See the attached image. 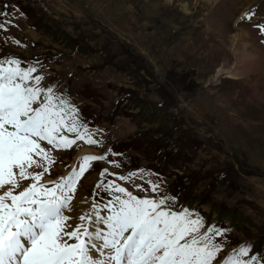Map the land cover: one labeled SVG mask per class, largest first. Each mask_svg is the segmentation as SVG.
Masks as SVG:
<instances>
[{"label": "rangeland", "instance_id": "rangeland-1", "mask_svg": "<svg viewBox=\"0 0 264 264\" xmlns=\"http://www.w3.org/2000/svg\"><path fill=\"white\" fill-rule=\"evenodd\" d=\"M6 1L8 19L29 14L16 30L28 49L11 46L25 66L39 62L44 83L46 69L57 85L84 83V113L121 130L112 140L137 166L157 168L161 188L175 184L209 220L234 227L227 252L264 242V52L237 25L247 7L264 17V0ZM234 39L251 49L235 52Z\"/></svg>", "mask_w": 264, "mask_h": 264}, {"label": "snow or ice", "instance_id": "snow-or-ice-1", "mask_svg": "<svg viewBox=\"0 0 264 264\" xmlns=\"http://www.w3.org/2000/svg\"><path fill=\"white\" fill-rule=\"evenodd\" d=\"M10 15L0 11V30L13 24ZM254 15L242 19L251 21ZM255 27L264 34V24ZM41 67L39 62L23 66L11 56L0 59V264H261L264 258L249 257V244L218 259L225 244L217 237L231 229L216 223L205 228L200 213L175 210L178 197L159 195L163 181L151 179L154 174L145 169L118 174L103 168L91 208L78 215L73 227L66 213L73 211L84 174L94 162L122 165L109 160V154L119 155L109 149L84 155L68 176L41 183L56 162L54 150L71 149L77 141L103 144L70 97L45 85ZM108 176L158 196L136 195ZM136 178L146 180L149 188L134 183ZM24 181L29 184L23 186ZM100 191L110 197L107 203L96 202Z\"/></svg>", "mask_w": 264, "mask_h": 264}, {"label": "bare ground", "instance_id": "bare-ground-1", "mask_svg": "<svg viewBox=\"0 0 264 264\" xmlns=\"http://www.w3.org/2000/svg\"><path fill=\"white\" fill-rule=\"evenodd\" d=\"M204 1H206V2H211L210 0H204ZM184 9H189V4L188 3H185L184 4ZM237 32V31H236ZM235 32V34L234 35H237V37H239V38H241V41H242V32H240L239 33V31L236 33ZM231 37L232 36H230V38H229V40H231ZM234 42H235V39L232 41V48H233V50L235 51V52H237V53H243V52H247L249 49H251L248 45H241L242 47H238L237 45L235 46V44H234ZM239 43H240V41H239ZM240 45V44H239ZM243 51V52H242ZM236 54V53H235ZM244 55V54H243ZM239 56V55H238ZM242 56V55H241ZM250 57V56H249ZM240 58H243V56L242 57H240ZM230 71V70H229ZM219 72H221V70L219 71ZM75 87L76 88H80L81 87V85H79V84H76L75 85ZM85 208H87L86 206H81L79 209H81V211L83 210V209H85Z\"/></svg>", "mask_w": 264, "mask_h": 264}]
</instances>
